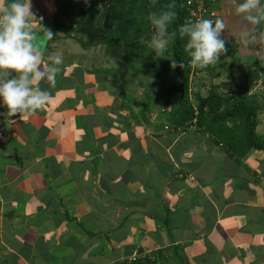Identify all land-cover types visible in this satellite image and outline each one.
<instances>
[{
    "label": "crops",
    "instance_id": "0c3cea01",
    "mask_svg": "<svg viewBox=\"0 0 264 264\" xmlns=\"http://www.w3.org/2000/svg\"><path fill=\"white\" fill-rule=\"evenodd\" d=\"M239 2L219 0L227 52L195 69L192 102L224 83L255 94L264 136V0L255 24ZM31 10L38 66L62 64L55 84L34 83L50 93L41 109L0 105V264L136 252L159 264H264V149L236 159L197 125L176 129L164 94L176 76L146 43L147 0H31Z\"/></svg>",
    "mask_w": 264,
    "mask_h": 264
},
{
    "label": "clouds",
    "instance_id": "9594fccd",
    "mask_svg": "<svg viewBox=\"0 0 264 264\" xmlns=\"http://www.w3.org/2000/svg\"><path fill=\"white\" fill-rule=\"evenodd\" d=\"M238 6L247 13V20L258 22L255 12L259 11V0H240ZM175 17L176 12L171 9L149 16L154 31L146 43L153 50L154 59L164 56L169 43L166 37L176 35L168 31ZM31 18H35L31 0H0V105L13 115L35 112L48 103L49 91L41 90L34 83L47 75V80L55 84L60 71L58 66L62 64L61 56H49L54 66L49 65L46 72L41 71L42 66H38L41 56L33 43L36 33L31 30ZM223 27L221 19L206 18L180 26V34L187 37L185 49L193 68H205L227 52L221 37ZM44 34L53 39L50 29L44 28ZM172 63L177 64L176 61ZM179 66H183L182 61Z\"/></svg>",
    "mask_w": 264,
    "mask_h": 264
},
{
    "label": "trees",
    "instance_id": "16d2710c",
    "mask_svg": "<svg viewBox=\"0 0 264 264\" xmlns=\"http://www.w3.org/2000/svg\"><path fill=\"white\" fill-rule=\"evenodd\" d=\"M118 1L99 2L103 6L111 7ZM147 9L151 14H159L169 9L176 12V17L168 28L170 33L175 32L176 35H168L169 44L165 55L177 62L176 65L172 63L177 82L164 88L165 96L173 104L172 122L176 129L181 131L191 125H197L213 135L236 159L242 158L252 148L264 149V136L256 132V115L261 107L257 95L241 94L239 88H232L229 83H224L212 87L206 98L193 104L190 96L194 91L191 93L189 88L196 68L188 63L190 57L185 49L187 37L179 32L180 26L186 24L188 15L182 6V0H147ZM181 61L182 67L179 66ZM257 77L258 73H255L252 80ZM220 87H228V93L220 92Z\"/></svg>",
    "mask_w": 264,
    "mask_h": 264
},
{
    "label": "built area",
    "instance_id": "2783aa9c",
    "mask_svg": "<svg viewBox=\"0 0 264 264\" xmlns=\"http://www.w3.org/2000/svg\"><path fill=\"white\" fill-rule=\"evenodd\" d=\"M100 1V0H99ZM219 0H182V6L187 10L186 24L192 23L198 19H221L220 13L217 10ZM189 91L193 92V81ZM193 99V95L190 96ZM166 129L168 126L165 127ZM180 131V130H179ZM110 264H159V261L154 254L149 253H133L128 257L120 260H115Z\"/></svg>",
    "mask_w": 264,
    "mask_h": 264
}]
</instances>
